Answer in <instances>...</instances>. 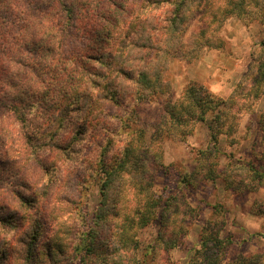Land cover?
<instances>
[{
	"label": "clouds",
	"instance_id": "obj_1",
	"mask_svg": "<svg viewBox=\"0 0 264 264\" xmlns=\"http://www.w3.org/2000/svg\"><path fill=\"white\" fill-rule=\"evenodd\" d=\"M0 264H264V0H0Z\"/></svg>",
	"mask_w": 264,
	"mask_h": 264
}]
</instances>
